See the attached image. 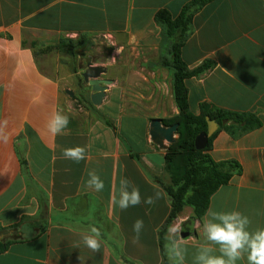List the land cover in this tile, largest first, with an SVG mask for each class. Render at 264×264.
Listing matches in <instances>:
<instances>
[{"label": "crops", "instance_id": "1", "mask_svg": "<svg viewBox=\"0 0 264 264\" xmlns=\"http://www.w3.org/2000/svg\"><path fill=\"white\" fill-rule=\"evenodd\" d=\"M189 1L0 0V119H8L11 133L0 143V242L8 244L0 264H81L80 256H90L86 264H195L206 243L205 215L197 229L192 209L184 207L166 225V150L149 135L152 120L178 115L172 72L160 65L171 42L155 14L175 17ZM180 57L188 70L211 64L185 81L191 113L199 115L205 104L261 121L237 137L224 130L214 137L211 158L233 160L241 172L219 187L208 209L238 210L250 218V230L262 228L264 0L205 4ZM87 64L103 68L101 78L110 82L98 106L81 78ZM53 109L70 119L57 136L45 126ZM75 146L87 150L80 163L62 158L64 148ZM89 171L104 181L102 192L85 187ZM121 177L139 188L142 200L162 194L152 205L121 210L112 202ZM137 219L144 227L135 241ZM93 226L102 240L96 253L79 244ZM176 226L180 231L171 233ZM237 264H247L246 256Z\"/></svg>", "mask_w": 264, "mask_h": 264}, {"label": "trees", "instance_id": "2", "mask_svg": "<svg viewBox=\"0 0 264 264\" xmlns=\"http://www.w3.org/2000/svg\"><path fill=\"white\" fill-rule=\"evenodd\" d=\"M212 0H190L172 17L167 10H159L155 21L163 28L165 38L171 42L166 56L160 59V65L172 72L173 95L178 115L172 120H163L164 125L178 123L177 140L165 151V172L169 184L164 189L170 199V212L166 225L172 223L184 207L193 211L192 221H200L205 215L211 196L226 185L234 174L241 172V167L233 160L215 162L209 151L218 131L224 130L232 137L261 126L260 119L252 113L223 110L213 106L201 105L200 114L194 115L189 110L186 79L197 76L211 67L203 63L195 70H188L180 57V48L190 34L194 14ZM213 120L218 129L209 138L203 150L194 147L195 137L206 130L205 117ZM8 244L0 242V253ZM164 264H180L169 263Z\"/></svg>", "mask_w": 264, "mask_h": 264}, {"label": "clouds", "instance_id": "3", "mask_svg": "<svg viewBox=\"0 0 264 264\" xmlns=\"http://www.w3.org/2000/svg\"><path fill=\"white\" fill-rule=\"evenodd\" d=\"M226 70V69H225ZM227 71V70H226ZM34 102H39L38 99ZM69 116L61 109H53L46 121V129L52 136L62 134L69 126ZM8 119H0V143L7 144L11 133L8 131ZM85 146L67 147L62 150V158L80 163L87 158ZM85 187L96 192L105 188L104 181L95 171L88 172ZM161 192L157 191L155 197L149 196L142 200L140 190L127 177L119 180V196L113 197V203L121 210L135 207L141 203L152 205L160 198ZM251 220L238 210L215 211L208 209L202 223V232L206 243L202 244L195 256V264H237V261L246 256L247 264H264V227L250 230ZM144 227L142 219H137L133 224L134 240H139V234ZM201 228V222L195 224ZM171 233H178L179 227L170 228ZM184 243L183 240L173 241L175 247ZM91 253L101 250L102 240L100 230L93 226L87 233L80 234V242ZM79 244L74 245L78 248ZM219 252V255L214 253ZM177 255H180L178 252ZM90 257V256H89ZM89 257H79L81 264H86ZM183 259V257H180Z\"/></svg>", "mask_w": 264, "mask_h": 264}, {"label": "water", "instance_id": "4", "mask_svg": "<svg viewBox=\"0 0 264 264\" xmlns=\"http://www.w3.org/2000/svg\"><path fill=\"white\" fill-rule=\"evenodd\" d=\"M104 72L105 70L101 67L87 64L86 69L81 73L83 82L90 87L92 92L89 96V100L95 106L101 103L105 90L110 83L109 80L101 78ZM66 93L71 94L68 90ZM205 120L207 125L206 130L200 132L194 139V147L196 150H203L208 143V138L218 129V125L213 120H210L208 116L205 117ZM178 126V123L167 126L160 120H152L149 129L151 142L159 149L167 150L169 145L177 140L176 132Z\"/></svg>", "mask_w": 264, "mask_h": 264}]
</instances>
